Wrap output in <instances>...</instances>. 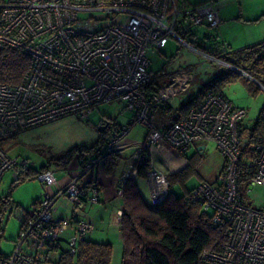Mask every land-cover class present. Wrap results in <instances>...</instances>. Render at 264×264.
Masks as SVG:
<instances>
[{
    "label": "built area",
    "instance_id": "1",
    "mask_svg": "<svg viewBox=\"0 0 264 264\" xmlns=\"http://www.w3.org/2000/svg\"><path fill=\"white\" fill-rule=\"evenodd\" d=\"M221 1L225 0H0V51L4 47L19 49L31 59L19 83H0V183L7 171L13 170L14 180L17 171L33 167L28 159L10 156L2 141L70 115L88 121L99 105L123 103V111L131 112L132 118L103 152L113 150L114 143L136 123L146 131L142 144L122 161L118 193L126 179L137 175L144 155L153 149L167 145L184 153L193 144L213 143L223 157L221 173L216 181L201 182L184 195L185 201L199 205L214 225L224 223L227 227L221 250L202 251L201 262L264 264V210L245 204L237 192L239 131L246 108L207 90L199 105L191 107L183 118L158 129L155 110L183 93L191 74L188 70L172 74L156 93L143 88L151 76L148 52H161L171 38L198 50L187 38L193 27L221 24L215 6ZM102 163L103 154L90 159L78 176L55 192L42 193L35 210L29 212L33 218L25 220L22 211L17 214L21 220L17 239L11 253L0 257V264H59L66 254H75L78 242L94 230V224L54 219V204L60 197H67L76 207L85 201L98 203L99 185L82 184L79 178ZM249 165L254 173L248 187H264V142L255 146ZM146 178L152 199L168 193L166 175L150 162ZM36 180L46 187L57 184L52 168L40 170ZM68 228L74 235L67 239L65 249L54 259L46 257Z\"/></svg>",
    "mask_w": 264,
    "mask_h": 264
},
{
    "label": "trees",
    "instance_id": "2",
    "mask_svg": "<svg viewBox=\"0 0 264 264\" xmlns=\"http://www.w3.org/2000/svg\"><path fill=\"white\" fill-rule=\"evenodd\" d=\"M197 48L214 58L231 64L264 85V50L250 51V49L242 56L231 59L222 51L210 50L203 45H198ZM30 65V57L21 50L4 47L0 51V83H19ZM150 75V82L143 88L147 92L156 93L162 84L158 81L161 74L151 72ZM239 79L248 85L252 95L262 92L261 88L252 80L227 67L202 86L193 98L180 104L177 108H173L167 102L160 104L154 112L156 128L160 129L159 121L171 119L174 115L173 122L165 128L183 118L191 107L199 105L205 91L212 90L223 95V88ZM121 126L114 119L104 118L99 124L102 129H98L100 135L96 144L87 147L76 146L56 158L54 164L67 167L76 160L84 166L90 159L103 154V172L107 175L113 174L122 157L113 150L107 153L103 152V147L114 137ZM239 137L241 155L236 170V181L238 196L243 200L241 189L243 186L248 187L254 173V168L249 165V161L255 157V146L264 142V104L250 127L242 128L240 126ZM148 163L149 154L146 153L144 161L137 170L138 177L145 178L147 176ZM194 166L195 162L189 158L188 166L175 177L192 171ZM48 168H51L50 163L43 164L39 168L32 167L26 171L16 172L17 178L12 181L9 191L0 197V238L2 236V218L6 209L10 206H19L12 199L11 188L22 182L36 180L37 173ZM93 170L94 168L91 171ZM166 178L170 188L172 175L166 176ZM121 197L124 203L120 223L121 264H202L201 252L204 250L219 252L226 240V225L224 223L214 225L208 215L201 213L199 205L186 202L184 195L178 197L173 192H168L157 205L152 207L147 205L140 196L136 182L132 178H128L122 187ZM37 204L38 201H34L31 204V210H35ZM22 212L25 220L34 216L26 211ZM85 237L78 242L75 254H66L58 260V263L111 264V245L87 240ZM5 256L0 253V257Z\"/></svg>",
    "mask_w": 264,
    "mask_h": 264
},
{
    "label": "rangeland",
    "instance_id": "3",
    "mask_svg": "<svg viewBox=\"0 0 264 264\" xmlns=\"http://www.w3.org/2000/svg\"><path fill=\"white\" fill-rule=\"evenodd\" d=\"M189 1L197 3L204 0ZM215 6L222 19L221 24L213 28L205 25L193 27L192 34L187 38L193 47L203 45L210 50L222 51L231 59L242 56L250 49L264 50V0H225L216 3ZM82 17H87V14H82ZM197 49H191L171 38L161 52H148L152 60L149 70L153 74L158 72L161 74L158 78L160 83L168 82L169 77L180 70H188L191 74V81L186 90L172 97L174 103H185L193 98L202 86L227 68L219 59ZM223 93L232 102L247 107L249 109L247 117L254 122L264 104V90L252 95L248 85L239 79L227 84L223 88ZM123 105L116 102L101 104L90 115L88 121L73 115L66 116L22 131L15 137L2 141L1 145L10 156L28 159L34 168L50 163L58 177L60 166L54 164L56 158L76 146L87 147L96 144L100 135L98 127L101 120L109 118L123 124L132 118L131 112L123 111ZM145 131L142 124L136 123L123 139L114 143L113 147L120 151L121 155H125L141 141ZM71 163L75 165L77 161ZM201 166L205 167L206 164L199 162L197 170ZM12 173L13 170L4 173L0 183V197L9 191L13 181ZM198 178L197 173L190 174L187 177V186H192ZM11 189L12 199L19 207H8L2 218L0 253L4 255L11 253L21 227V220L17 214L21 210L30 209L31 203L36 200L43 186L37 180H30L14 185ZM241 196L245 204L264 210V187L243 186ZM84 203L82 208L88 212L91 206L88 201ZM62 209L66 210L63 207ZM113 264H121V256L114 257Z\"/></svg>",
    "mask_w": 264,
    "mask_h": 264
},
{
    "label": "crops",
    "instance_id": "4",
    "mask_svg": "<svg viewBox=\"0 0 264 264\" xmlns=\"http://www.w3.org/2000/svg\"><path fill=\"white\" fill-rule=\"evenodd\" d=\"M223 95L226 96L224 93ZM173 101L174 99H170L167 102L173 108H177L182 103H174ZM232 103L236 106H239V104H236L234 102ZM245 108L247 110V114L241 123L242 128L250 127L253 124V122H251V120L247 117L249 114V109L247 107ZM174 117L175 115L171 119L159 121L158 127L160 129H164L171 122H173L172 120ZM129 121L120 125H126L129 123ZM143 139L144 135L141 138V141L136 143L132 151L125 155H121L120 151L116 150L114 147L112 148L115 153L119 154L122 157V160L119 162V165L113 174H105L103 172L102 167H95L93 171L90 170L86 173L81 174L79 178L80 183L89 184L90 182H96L100 187L99 201L96 204L89 203L91 207L88 212H85V210H83L82 208L83 204L85 203L76 207L72 203V201H70L67 197L58 198L54 204V219L68 218L69 220H71L72 224H76L78 221L81 220H86L94 224V230L92 232L87 233L85 239L94 242L110 244L112 247L111 264H113L114 257L117 258L122 256V236L120 232V223L121 214L124 209V203L121 194L118 193V182L121 179V175L123 173L122 161L128 158L134 152V150L142 144ZM189 158H192L193 162H195L193 170L188 171L187 173L179 177H175V175L184 171V169L188 166ZM149 162L153 164V166H155L160 172L164 173L166 176L172 175V185L168 189V192H173L178 197L185 195L189 190H191L193 187L200 184L201 182L216 181L222 171L224 164L223 157L220 155L213 143L193 144L184 153H178L174 149L166 145L161 148L153 149L152 151H150ZM199 162H201L202 164L205 163L206 166H201L197 170V165ZM58 169V177L56 176L54 171L55 177L57 179V184L50 187H46L43 183L40 182L43 186V189L38 194L35 201L40 200L42 193L55 192L59 187L63 186L70 178L78 176L83 169V165H80L77 162L75 165L71 163L67 167L60 166ZM196 173L199 177L196 183H194L192 186H187V177L190 174ZM132 179L136 182L138 192L147 205L154 207L163 199L162 197L159 201H157L151 198L150 186L146 177L142 178L138 177V175H135L134 177H132ZM57 203L59 204L57 205ZM62 207L66 208V210H70H67V213L65 209H62ZM119 211L120 215L118 214ZM26 212H31V205L30 209ZM72 235H74V230L72 228H68L62 234L61 240L47 252L46 257H48L49 259H54L59 252L65 249L66 241ZM115 261H117V259H115Z\"/></svg>",
    "mask_w": 264,
    "mask_h": 264
},
{
    "label": "water",
    "instance_id": "5",
    "mask_svg": "<svg viewBox=\"0 0 264 264\" xmlns=\"http://www.w3.org/2000/svg\"><path fill=\"white\" fill-rule=\"evenodd\" d=\"M222 64H224L225 66L231 68V69H234L235 71H238L239 73L243 74L246 78L248 79H252L262 90H264V85L260 84L259 82H257L255 79H253L252 77H250L247 73L241 71V70H238L236 67L232 66L231 64L229 63H226L224 61H222ZM99 130H101L102 128H98Z\"/></svg>",
    "mask_w": 264,
    "mask_h": 264
},
{
    "label": "bare ground",
    "instance_id": "6",
    "mask_svg": "<svg viewBox=\"0 0 264 264\" xmlns=\"http://www.w3.org/2000/svg\"><path fill=\"white\" fill-rule=\"evenodd\" d=\"M158 189H160V188H158ZM163 193V192H162ZM162 193H160L159 194V196L157 197V199L156 200H158V199H160V198H162V196H163V194Z\"/></svg>",
    "mask_w": 264,
    "mask_h": 264
}]
</instances>
